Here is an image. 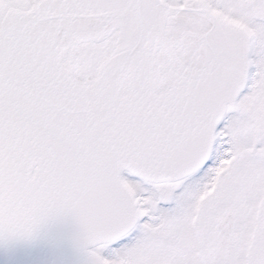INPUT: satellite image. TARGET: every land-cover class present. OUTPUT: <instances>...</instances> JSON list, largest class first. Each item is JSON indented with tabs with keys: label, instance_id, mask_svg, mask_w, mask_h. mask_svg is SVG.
<instances>
[{
	"label": "snow or ice",
	"instance_id": "obj_1",
	"mask_svg": "<svg viewBox=\"0 0 264 264\" xmlns=\"http://www.w3.org/2000/svg\"><path fill=\"white\" fill-rule=\"evenodd\" d=\"M53 221L75 264H264V0H0V247Z\"/></svg>",
	"mask_w": 264,
	"mask_h": 264
},
{
	"label": "water",
	"instance_id": "obj_2",
	"mask_svg": "<svg viewBox=\"0 0 264 264\" xmlns=\"http://www.w3.org/2000/svg\"><path fill=\"white\" fill-rule=\"evenodd\" d=\"M73 225L69 221H53L44 235L30 245L0 247V264H75L70 247Z\"/></svg>",
	"mask_w": 264,
	"mask_h": 264
}]
</instances>
